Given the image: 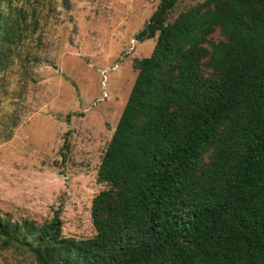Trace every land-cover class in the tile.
<instances>
[{
    "label": "trees",
    "instance_id": "trees-1",
    "mask_svg": "<svg viewBox=\"0 0 264 264\" xmlns=\"http://www.w3.org/2000/svg\"><path fill=\"white\" fill-rule=\"evenodd\" d=\"M154 38L101 156L88 238L0 215L35 264H264V0H202ZM218 33L219 37L214 38Z\"/></svg>",
    "mask_w": 264,
    "mask_h": 264
},
{
    "label": "rangeland",
    "instance_id": "rangeland-1",
    "mask_svg": "<svg viewBox=\"0 0 264 264\" xmlns=\"http://www.w3.org/2000/svg\"><path fill=\"white\" fill-rule=\"evenodd\" d=\"M202 0H176L166 21ZM159 0H0V215L88 238L101 156L154 38ZM214 38L219 34L215 33ZM0 264H35L0 246Z\"/></svg>",
    "mask_w": 264,
    "mask_h": 264
}]
</instances>
